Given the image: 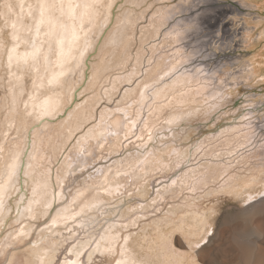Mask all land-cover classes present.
Here are the masks:
<instances>
[{"label": "bare ground", "instance_id": "bare-ground-1", "mask_svg": "<svg viewBox=\"0 0 264 264\" xmlns=\"http://www.w3.org/2000/svg\"><path fill=\"white\" fill-rule=\"evenodd\" d=\"M191 5L0 0V264H264L259 224L210 236V197L264 183V133L250 110L188 146L239 83Z\"/></svg>", "mask_w": 264, "mask_h": 264}, {"label": "rangeland", "instance_id": "rangeland-1", "mask_svg": "<svg viewBox=\"0 0 264 264\" xmlns=\"http://www.w3.org/2000/svg\"><path fill=\"white\" fill-rule=\"evenodd\" d=\"M185 13L189 17L192 15H199V18L208 17L199 32L189 41L197 42L206 49L208 57L205 63L215 67L219 73L230 72L231 78L238 77L239 80L237 85L229 89L234 96L233 101L223 108L219 118L207 121L195 134V131L192 132L191 141L187 142L188 146L209 129L214 131L223 125L236 123L247 116L250 110H254L255 117L258 116L261 120L263 135L264 5L260 3V0H192V5ZM84 86L78 85L74 90L73 100L75 97L78 98ZM263 188L264 183L258 179L250 185L247 184L245 190H238L237 194L223 192L210 197L215 211L212 220L214 232L212 231L210 236L224 228L225 236L232 241L231 237L233 238L235 232L239 231L240 226L246 225L251 232L253 226L259 224L264 230V212L258 209L244 211L251 204L264 198V193L261 192ZM251 192L256 196L251 201L246 200L245 195ZM175 241H177L176 238ZM175 246L182 249L177 244ZM193 254L197 257L196 252ZM226 255L221 254L210 263L199 260L197 262L198 264H228L226 262L229 255Z\"/></svg>", "mask_w": 264, "mask_h": 264}]
</instances>
